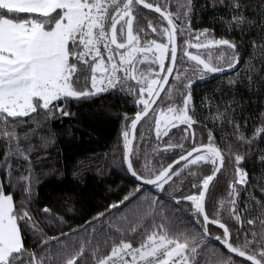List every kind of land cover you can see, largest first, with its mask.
Here are the masks:
<instances>
[{"label": "snow or ice", "instance_id": "6c2138e0", "mask_svg": "<svg viewBox=\"0 0 264 264\" xmlns=\"http://www.w3.org/2000/svg\"><path fill=\"white\" fill-rule=\"evenodd\" d=\"M219 3L229 10V33L257 29L242 73L235 70L243 37L193 29V0H0V264H264V200L253 197L255 205L240 208L237 187L248 190L243 164L264 139V113L248 136L233 98L211 117L221 130L232 129L219 143L214 129L204 142L194 128L201 123L196 77L234 72L230 88L264 91V4L250 18L244 0ZM141 9L158 14L156 22ZM108 92L131 96L137 108L134 116L124 113L116 149L135 186L82 225L47 205L33 209L42 177L63 175L51 162L56 133L48 121L72 115L70 102ZM205 102L211 111L210 98ZM142 122L155 133L156 162L134 144ZM259 161L264 167V151ZM225 173L228 192L217 198ZM229 221L241 228L233 232ZM212 226L222 232L214 235ZM51 227L59 231L49 235Z\"/></svg>", "mask_w": 264, "mask_h": 264}, {"label": "trees", "instance_id": "16d2710c", "mask_svg": "<svg viewBox=\"0 0 264 264\" xmlns=\"http://www.w3.org/2000/svg\"><path fill=\"white\" fill-rule=\"evenodd\" d=\"M193 3L195 5L192 16L193 29H214L216 38L232 39L234 37L239 41L243 37L245 42V46L241 49L243 57L235 70L242 73L251 51L248 45L252 39H258L257 29L253 28L250 31L246 29L244 33L237 31L229 33L223 23L224 19L230 18L229 10L221 6L219 0H193ZM244 3L246 15L254 18L259 15L258 6L264 4V0H244ZM171 10L175 11V5ZM140 11L156 22L158 14L147 9ZM163 23L166 25V22ZM182 42L183 38L180 39V43ZM232 78H234V72L208 75L203 79L195 78L192 88L193 104L197 119L201 123L194 128L198 139L200 133H203L204 142H207L208 129H214L218 143L222 136L232 131L227 125L221 130L219 122L214 124L211 117L215 114L217 105L223 109V106L231 102L233 98L238 105L236 119L246 135L251 136L254 129L261 123V114L264 113V91L257 94L246 90L243 85L230 88L228 81ZM205 97L210 98L211 111L205 102ZM68 110L73 114L67 117H60L57 114L55 120L48 121V126L56 133V143L48 150L51 153V162L63 175L52 174L42 177L43 182L38 186V195L33 209L47 205L55 214L64 216L69 224L75 226L82 225L98 212H103L108 205L121 199L135 186V180L121 168L120 153L116 149L122 150L121 131L125 123L124 113L134 116L137 108L132 103L131 96H126L122 92H108L80 102H70ZM172 132L176 134L174 138L179 139L181 133L177 129H173ZM141 133L144 135V140L140 139ZM135 135L134 144L140 145L149 153V158L156 162L151 149L156 146L157 141L149 124L142 122L138 125ZM262 151H264V139L258 140L254 151L247 153L243 167L249 173V187L245 192L239 185L237 186L241 192L238 199L240 208H243L245 203H249L250 206L255 205L253 197L256 200H264V192L261 191V185H264V167L259 161V154ZM241 152L243 153V149ZM161 155L164 154L161 153ZM174 158L169 154L167 162L170 163ZM228 167L231 170V163ZM210 168V165L206 166V171L210 172ZM74 172H77L76 176H73ZM229 179L231 177L227 173L219 177L217 198L227 195ZM17 199H19L18 196ZM69 207H73L74 211L68 212ZM207 211L210 215L213 213L211 204H208ZM247 218V216L243 217L245 230L251 227L246 223ZM228 223L233 232L241 228V224L234 221ZM212 228L214 235L222 232L215 226ZM47 231L49 235H54L59 229L51 227L47 228ZM27 243L31 245L32 239L29 238ZM210 244L217 245L218 242L212 240ZM224 251L226 252V249Z\"/></svg>", "mask_w": 264, "mask_h": 264}, {"label": "water", "instance_id": "95a60500", "mask_svg": "<svg viewBox=\"0 0 264 264\" xmlns=\"http://www.w3.org/2000/svg\"><path fill=\"white\" fill-rule=\"evenodd\" d=\"M222 73H224V72H222ZM216 74H218V73H216ZM215 75V74H214ZM134 179V178H133Z\"/></svg>", "mask_w": 264, "mask_h": 264}, {"label": "flooded vegetation", "instance_id": "af4514ba", "mask_svg": "<svg viewBox=\"0 0 264 264\" xmlns=\"http://www.w3.org/2000/svg\"><path fill=\"white\" fill-rule=\"evenodd\" d=\"M192 51H195L194 49Z\"/></svg>", "mask_w": 264, "mask_h": 264}]
</instances>
